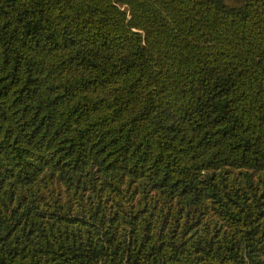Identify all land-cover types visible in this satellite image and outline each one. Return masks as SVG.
<instances>
[{
    "label": "trees",
    "instance_id": "obj_1",
    "mask_svg": "<svg viewBox=\"0 0 264 264\" xmlns=\"http://www.w3.org/2000/svg\"><path fill=\"white\" fill-rule=\"evenodd\" d=\"M0 264H264V0H0Z\"/></svg>",
    "mask_w": 264,
    "mask_h": 264
}]
</instances>
